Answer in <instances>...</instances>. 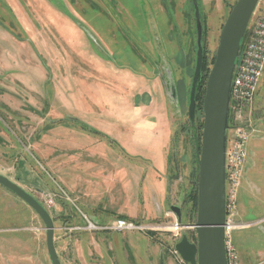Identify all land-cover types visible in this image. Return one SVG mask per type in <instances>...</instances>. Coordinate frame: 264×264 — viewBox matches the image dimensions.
I'll return each mask as SVG.
<instances>
[{
    "label": "rangeland",
    "instance_id": "rangeland-1",
    "mask_svg": "<svg viewBox=\"0 0 264 264\" xmlns=\"http://www.w3.org/2000/svg\"><path fill=\"white\" fill-rule=\"evenodd\" d=\"M236 2L198 0L209 73ZM194 15L192 0H0V173L47 207L66 264H185L176 243L184 233L197 241L192 225L204 112L197 104L191 123ZM145 106L152 108L146 113ZM252 106L257 130L239 200L241 227L233 233L240 264H264V77ZM134 113L142 120L130 124ZM164 113L167 128L149 132L150 119ZM138 128L149 134L136 140ZM54 160L64 162L62 183ZM93 202L102 213H125L147 229L76 230L86 226L84 205ZM40 219L0 185V264H50ZM176 222L178 235L170 228ZM112 237L119 247L109 254ZM91 244L92 256L85 247Z\"/></svg>",
    "mask_w": 264,
    "mask_h": 264
},
{
    "label": "water",
    "instance_id": "water-1",
    "mask_svg": "<svg viewBox=\"0 0 264 264\" xmlns=\"http://www.w3.org/2000/svg\"><path fill=\"white\" fill-rule=\"evenodd\" d=\"M261 0H237L220 34L216 58L211 67L203 101V131L199 153L198 210L197 220L192 225L197 241L192 242L184 233L175 245L176 254L185 264H228L225 248L226 195H227V154L232 130L233 81L242 56L246 35L258 12ZM197 23L198 52L194 71L189 105L192 124L196 117V95L202 74L204 50L202 45L203 26L198 0H192ZM79 26L86 30L80 22ZM87 31V30H86ZM89 32V31H87ZM172 81V80H170ZM166 82L167 90L170 88ZM172 85V83H171ZM176 102L177 92L172 86L169 93ZM173 103V102H172ZM0 185L22 199L43 220L46 246L50 264H63L55 246L56 227L51 213L36 197L23 187L0 173ZM181 222V209L171 208Z\"/></svg>",
    "mask_w": 264,
    "mask_h": 264
},
{
    "label": "built area",
    "instance_id": "built-area-1",
    "mask_svg": "<svg viewBox=\"0 0 264 264\" xmlns=\"http://www.w3.org/2000/svg\"><path fill=\"white\" fill-rule=\"evenodd\" d=\"M242 56L233 81L232 100L237 105L232 106L229 149L227 154V195L225 248L228 264H240V256L234 244L233 233L241 227L237 222L239 200L245 178L249 158L250 142L255 135L256 125L253 116V104L260 90L264 77V0H261L258 12L249 26ZM52 205L53 201L45 202ZM177 235L181 225L176 222L170 227ZM76 230L101 232H140L146 227L125 218H117L108 225H99L86 218V226Z\"/></svg>",
    "mask_w": 264,
    "mask_h": 264
},
{
    "label": "crops",
    "instance_id": "crops-1",
    "mask_svg": "<svg viewBox=\"0 0 264 264\" xmlns=\"http://www.w3.org/2000/svg\"><path fill=\"white\" fill-rule=\"evenodd\" d=\"M77 24V26L78 27H80L79 26V23L77 22L76 23ZM81 28V27H80ZM43 43H44V45H47L48 43L45 41V39H44V41H43ZM55 44H56V42H55ZM54 48V50L56 51L58 48H56V46H54L53 47ZM58 53L56 52V55H57ZM157 80V79H156ZM154 85H155V81H153V84H152V86L151 87H154ZM148 87V86H147ZM156 106V104H154L153 105V108ZM148 108H152V106H145L144 107V112H146L147 113V109ZM142 111V110H141ZM166 113V112H165ZM165 113L164 114H162V115H159V114H157L156 116L157 117H154V118H152V119H150V120H152L153 122V124H154V128H150V131L149 132H151V131H154L155 129H157V128H161V130L162 129H165V128H167L164 124L165 123H169V121L168 122H165ZM141 114L140 113H134L133 115H131L130 116V118H129V123L130 124H136V123H139L141 120H142V117L140 116ZM172 119H173V117H172ZM156 126V127H155ZM148 131H146V130H144V129H142V128H138L137 129V133L135 134V137H136V140H140V139H143V137H144V135H148L149 134V132ZM57 152V151H56ZM59 155H58V153H55V152H53V157L54 158H56V157H58ZM61 163V164H60ZM64 162H59V161H57V160H54V163H53V166H51V167H53L54 168V171L56 172V173H58L59 175V179L58 180H61V183H62V181H63V176H61V174H60V171L62 170V167H63V164ZM71 163H74L73 161H71ZM77 173V172H76ZM81 175V174H80ZM83 175V174H82ZM81 175V176H82ZM76 180H78V181H81L82 179L78 176L77 178H76ZM64 182V181H63ZM68 184H71V183H68ZM72 185V187L74 186V184H71ZM76 187V186H75ZM77 188V187H76ZM75 192V194L81 199V200H83V201H85L86 203H87V205L88 204H90V202L91 201H88L86 198V196L84 195V192H80L79 190H76V191H74ZM83 197V198H82ZM96 202H93L92 204H91V206L89 207V206H86V205H84L85 206V208L89 211V215L91 216V218H93L95 221H93L94 223H97V224H99V225H108V224H110L111 222H113L114 220H116L117 218H121V216L122 217H126V218H130V219H134L135 217H131V216H128V215H126L125 213H118V214H116L115 216H110V214L109 213H107L108 211H109V208H108V211H106V213H102L100 210H99V208H98V206L96 207V204H95ZM101 208V207H100ZM104 210V209H103ZM116 209H111L110 210V212H112V213H116ZM99 212V213H98ZM85 216H86V218H88L89 217V215H87V214H84ZM90 221H92L90 218H88ZM82 231H84V230H82ZM82 231H80V232H82ZM101 231H98V234L100 233ZM84 233H87V232H85L84 231ZM103 233H105V232H103ZM102 233V234H103ZM119 234V233H118ZM87 235H88V233H87ZM91 235L93 236L94 234H92L91 233ZM90 238V237H89ZM112 238H114V240H112V239H109V244H106L107 246H109L110 247V249L109 250H106L109 254L110 253H112V251L113 252H115L116 251V249L119 247V239L118 238H116V237H112ZM111 243V244H110ZM87 249H86V252H88L89 253V255H93L92 254V250H93V244H91L89 247L86 245L85 246ZM77 250V251H76ZM58 251V250H57ZM78 247H76V249H75V255L76 254H78ZM106 252V253H107ZM60 258L59 259H61V261H62V263L63 264H66V262H65V260H64V258L65 257H63L62 255H60L59 256ZM116 257V256H115Z\"/></svg>",
    "mask_w": 264,
    "mask_h": 264
},
{
    "label": "trees",
    "instance_id": "trees-1",
    "mask_svg": "<svg viewBox=\"0 0 264 264\" xmlns=\"http://www.w3.org/2000/svg\"><path fill=\"white\" fill-rule=\"evenodd\" d=\"M214 61H213V64H214ZM208 73H209V71H206V59H205V55H204L202 74L199 78V82H198V86H197V94H195L196 95V101L198 104V108L200 110H203L202 107H203V101H204V95H205L206 81H207ZM201 136H202V134H200V136L198 137V146H197L198 152L200 151V147H201ZM196 184H197V182H196ZM194 200H195V207L198 208V187H197V185H196V189H195ZM122 218L128 219L126 217H122Z\"/></svg>",
    "mask_w": 264,
    "mask_h": 264
},
{
    "label": "flooded vegetation",
    "instance_id": "flooded-vegetation-1",
    "mask_svg": "<svg viewBox=\"0 0 264 264\" xmlns=\"http://www.w3.org/2000/svg\"><path fill=\"white\" fill-rule=\"evenodd\" d=\"M173 206H174V204H173ZM173 206H171V208H172ZM181 214H182V212H181ZM181 219H182V215H181Z\"/></svg>",
    "mask_w": 264,
    "mask_h": 264
}]
</instances>
